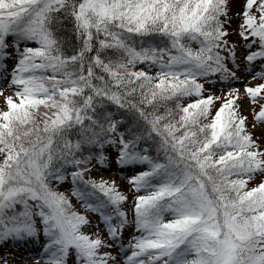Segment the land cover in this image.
Instances as JSON below:
<instances>
[{
	"label": "snow or ice",
	"instance_id": "obj_1",
	"mask_svg": "<svg viewBox=\"0 0 264 264\" xmlns=\"http://www.w3.org/2000/svg\"><path fill=\"white\" fill-rule=\"evenodd\" d=\"M5 89L0 264H264V0H0Z\"/></svg>",
	"mask_w": 264,
	"mask_h": 264
},
{
	"label": "rangeland",
	"instance_id": "obj_2",
	"mask_svg": "<svg viewBox=\"0 0 264 264\" xmlns=\"http://www.w3.org/2000/svg\"><path fill=\"white\" fill-rule=\"evenodd\" d=\"M235 7H238V2L234 3V8ZM248 82H249V84L258 83L259 78H256L254 80H250ZM238 86L242 90V87H243L242 84L238 85ZM205 88L214 92L216 95H222L223 92L227 91L226 88L222 89L220 83H217L215 85H213L212 83H206ZM217 91H221L222 93H220V92L218 93ZM10 94H11V92L8 91L7 89H5V91L3 93H0V108H3L5 106L4 105V95H10ZM203 94L208 95V91H205ZM238 102L241 104V107H243L244 104L247 103V101L243 98H238ZM219 103H220V101H214L215 106H219ZM249 116H250V114H249ZM262 131H264V129L260 130L257 127L255 129H253V132L255 135H260V133ZM93 175L96 176L97 178L102 177V178L107 179V180H115L117 182V184L121 187V189H123L125 191V193L129 196V200L132 199L130 194L127 193V186L125 183L127 181L125 179L124 180L118 179V178H121L123 175L121 173H119L115 168H111V169H107V170L101 169L100 171L93 173ZM9 251H13V249H9ZM15 251H17L22 257V259L16 261V264H25L23 257L34 255L36 252V248L32 245H28L26 248L15 249ZM27 264H35V262H34V260L29 259V260H27Z\"/></svg>",
	"mask_w": 264,
	"mask_h": 264
},
{
	"label": "trees",
	"instance_id": "obj_3",
	"mask_svg": "<svg viewBox=\"0 0 264 264\" xmlns=\"http://www.w3.org/2000/svg\"><path fill=\"white\" fill-rule=\"evenodd\" d=\"M217 92H221V91H217ZM215 107H216V106H215ZM213 110H214V109H213ZM254 183H256L254 180H253V181H250V182H249V186H251V184H254ZM60 190H61V191H65V185H64V187H62ZM127 193H128V194H131L130 191H129L128 189H127ZM66 194L69 195L70 199H71V200L73 201V203H74V198H73L69 193L66 192ZM79 210H80V209H79Z\"/></svg>",
	"mask_w": 264,
	"mask_h": 264
}]
</instances>
